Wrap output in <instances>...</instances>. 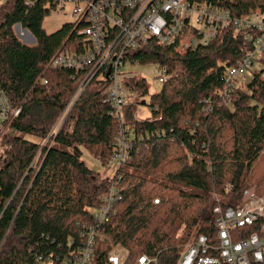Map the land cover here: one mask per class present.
Here are the masks:
<instances>
[{
	"label": "trees",
	"instance_id": "1",
	"mask_svg": "<svg viewBox=\"0 0 264 264\" xmlns=\"http://www.w3.org/2000/svg\"><path fill=\"white\" fill-rule=\"evenodd\" d=\"M58 1L6 0L0 9V88L20 107L2 136L0 264L61 262L89 226L104 237L93 264H108L109 241L120 243L122 264H137L143 254L156 259L148 264H177L197 235L215 238L214 206H240L245 191L261 183L264 67L224 105L225 71L248 49L242 32L226 28L196 48L152 42L133 52L169 76L148 103L140 98L124 108L126 154L112 177L96 182L81 147L110 160L120 125L104 100L106 82L92 78L51 133L81 79L49 66L76 31L69 22L50 33L42 27ZM211 1L234 15L264 9V0ZM15 24L35 43L21 42ZM126 86L134 96L148 92L145 78L132 77ZM137 103L150 108L149 118L135 117ZM109 185L116 196L107 221L97 223L91 209ZM260 221L238 239L258 232Z\"/></svg>",
	"mask_w": 264,
	"mask_h": 264
},
{
	"label": "built area",
	"instance_id": "2",
	"mask_svg": "<svg viewBox=\"0 0 264 264\" xmlns=\"http://www.w3.org/2000/svg\"><path fill=\"white\" fill-rule=\"evenodd\" d=\"M65 1L74 3V20L69 22V26L76 31L55 51L49 66L71 69L81 79L51 133L56 131L57 124L88 81L95 78L96 81L106 82L104 100L120 125V135L114 141L113 160L124 159L128 144L129 129L124 126V108L131 102V91L126 82L132 77L136 78V74L127 69L140 63L138 58L131 55L133 52L152 42L161 46L176 44L181 49L196 48L208 43L226 28H231L234 33L242 32L248 49L225 71V86L221 92L224 105L233 104L240 87L245 86L250 77L259 71L257 58L264 56V9L234 15L211 0H59L56 7L60 5L63 8ZM19 26L21 38H29L27 29ZM156 66L159 69L158 80L162 83L169 75L165 68ZM247 75L250 77L246 78ZM260 75L264 77V72H260ZM19 112L20 107L12 106L0 88V138L10 129L12 120ZM263 187L261 193L256 187L246 190L245 201L240 206H214L215 238L212 240L204 234L197 235L186 245L177 264L263 263ZM115 196L114 185H109L101 204L93 211L95 222L107 221ZM257 220H261L258 232L238 239L237 235L242 229L253 226ZM83 235L85 238L76 250H72L61 262L50 260L47 264H93L97 240L104 237L94 226H89ZM106 258L108 264L122 263L119 242L109 241ZM155 260L143 254L137 258V264H148Z\"/></svg>",
	"mask_w": 264,
	"mask_h": 264
},
{
	"label": "rangeland",
	"instance_id": "3",
	"mask_svg": "<svg viewBox=\"0 0 264 264\" xmlns=\"http://www.w3.org/2000/svg\"><path fill=\"white\" fill-rule=\"evenodd\" d=\"M5 2L6 0H0V9L5 5ZM59 6L51 10L50 13L47 16H45L42 20V27L48 33L53 32L61 28L65 23L72 22L74 20L73 13H72L73 8H74L73 2L65 1L63 8H60ZM13 28H14V32L16 36L18 37V39L24 43V40L19 35L18 29L15 26ZM24 38L25 40L29 41V38H26V37ZM27 43L34 44L35 40L32 42H27ZM256 67H257V70L259 71L263 69L264 67V56L263 55H260L257 58ZM127 70L136 74V78H145L148 84V92L145 93L142 97L138 95L134 96L132 93H130L131 95H129V98L131 102H135L136 99L139 100L141 98L145 100L146 103H148L150 95L155 92H158L161 87V82L158 80V77H157L159 73V69L157 68L156 64L139 63L137 65L130 66ZM249 77H250L249 75L246 76V78H249ZM134 109H135V117L138 120H144L151 116V110L147 105H142V104L137 103ZM61 120L57 124L56 127L59 126V124L61 123ZM119 135H120V132H118V135L116 136L115 140L117 139ZM26 137L32 140L36 139V138L27 136V135ZM2 140L3 138L1 137L0 138V152L2 151L3 146H4L3 145L4 143ZM37 141H39V139H37ZM81 152H82L81 158L85 161V163L90 168L95 170V172L97 173V177L95 178L96 182L112 177V175L116 171V168H118L121 164V161L113 160L112 159L113 156H111L110 160L99 159L97 154H94L92 151H89L88 149L84 147H81ZM257 174H258L257 170L253 171L252 176H257ZM260 182H261L260 184L254 186L258 188L259 193H261L263 190L261 186L262 185L264 186V176L261 177ZM245 193L243 194V199H242L243 202L245 201ZM91 210L95 212L97 208L94 207Z\"/></svg>",
	"mask_w": 264,
	"mask_h": 264
},
{
	"label": "water",
	"instance_id": "4",
	"mask_svg": "<svg viewBox=\"0 0 264 264\" xmlns=\"http://www.w3.org/2000/svg\"><path fill=\"white\" fill-rule=\"evenodd\" d=\"M19 27H20L19 24H16V28L18 29V31H19ZM26 33H27L28 36H29V41L24 40V43L28 44L27 42H32V41L35 40L34 37H33V35L30 34V33H28L27 30H26ZM19 35H20V34H19Z\"/></svg>",
	"mask_w": 264,
	"mask_h": 264
}]
</instances>
